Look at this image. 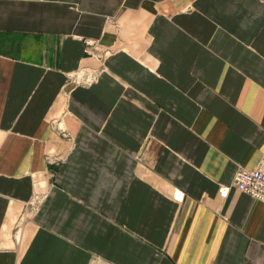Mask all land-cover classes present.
Masks as SVG:
<instances>
[{"label": "crops", "instance_id": "1", "mask_svg": "<svg viewBox=\"0 0 264 264\" xmlns=\"http://www.w3.org/2000/svg\"><path fill=\"white\" fill-rule=\"evenodd\" d=\"M258 166L264 0H0V264H264Z\"/></svg>", "mask_w": 264, "mask_h": 264}, {"label": "built area", "instance_id": "2", "mask_svg": "<svg viewBox=\"0 0 264 264\" xmlns=\"http://www.w3.org/2000/svg\"><path fill=\"white\" fill-rule=\"evenodd\" d=\"M91 46V44H87ZM96 80L92 72H82L73 77L71 82L77 85H90ZM232 187L264 204V168L258 166L253 170L238 169L232 181Z\"/></svg>", "mask_w": 264, "mask_h": 264}, {"label": "rangeland", "instance_id": "3", "mask_svg": "<svg viewBox=\"0 0 264 264\" xmlns=\"http://www.w3.org/2000/svg\"><path fill=\"white\" fill-rule=\"evenodd\" d=\"M73 78H70V83H72L71 82V80H72ZM46 161L49 163V164H52V165H58L59 164V162H58V160H56V159H51V158H46ZM38 202V197H36L34 200H33V202H32V204H36ZM20 221V220H19ZM19 221H18V228H19Z\"/></svg>", "mask_w": 264, "mask_h": 264}]
</instances>
